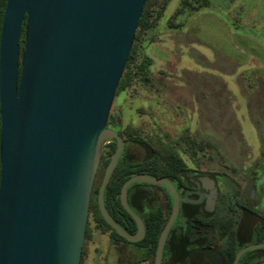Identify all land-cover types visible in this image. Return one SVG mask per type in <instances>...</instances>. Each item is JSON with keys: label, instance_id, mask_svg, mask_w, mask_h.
Segmentation results:
<instances>
[{"label": "water", "instance_id": "water-1", "mask_svg": "<svg viewBox=\"0 0 264 264\" xmlns=\"http://www.w3.org/2000/svg\"><path fill=\"white\" fill-rule=\"evenodd\" d=\"M146 1L7 0L0 33V264H80L107 140H115L117 149L98 206L120 237L136 243L144 236L142 221L126 206L129 184L165 186L174 197L154 255L153 264H161L179 210L171 184L137 175L123 185L122 204L137 225L134 236L115 224L103 203L123 148L106 123ZM259 248L264 244L244 247L232 264Z\"/></svg>", "mask_w": 264, "mask_h": 264}, {"label": "rangeland", "instance_id": "rangeland-1", "mask_svg": "<svg viewBox=\"0 0 264 264\" xmlns=\"http://www.w3.org/2000/svg\"><path fill=\"white\" fill-rule=\"evenodd\" d=\"M207 1L191 10L184 0H155L140 50L151 60L149 82L133 79L116 91L109 114L137 137L175 147L187 167L224 175L240 196L258 164V207L264 209V0ZM185 133L203 150L193 154L181 140ZM127 248L133 256L126 260L124 249L91 224L81 264L142 257L143 250Z\"/></svg>", "mask_w": 264, "mask_h": 264}, {"label": "flooded vegetation", "instance_id": "flooded-vegetation-1", "mask_svg": "<svg viewBox=\"0 0 264 264\" xmlns=\"http://www.w3.org/2000/svg\"><path fill=\"white\" fill-rule=\"evenodd\" d=\"M106 128L120 137L123 148L109 179L110 182L113 173L119 168L117 179V182H121L119 191L113 200V204L107 208L104 192L108 182L103 192V203L115 224L127 235L134 236L137 233V225L122 204L121 190L130 178L137 175H147L145 173L135 174V167L148 164L150 157L148 141L142 139L140 142L135 134L125 130L118 117H115L113 123H106ZM104 149L109 150L111 154L106 157V163H103V167L102 159H100L90 196V203L93 200L97 206L99 188L103 182L106 168L116 152L117 142L115 140L105 141L102 150ZM258 168L257 164L249 171L251 177L246 182L241 196L237 191L232 190V185L228 183L224 175L199 171L195 167H188V174L183 175L180 171L175 170V174L169 175L168 178H158L167 180L180 199L179 210L173 218L166 236L161 264H227L231 235L237 244L251 241L254 237H264V209L258 207L257 198L259 191H261L260 186L256 185ZM129 174L130 176L124 179ZM173 205L174 197L165 186L133 182L126 188V206L142 221L144 234V220L151 216L153 222L162 224L161 233L171 217ZM98 212L102 218L99 206ZM93 218L88 213L86 230L89 231L91 224L95 230H101ZM230 218L234 222L231 230L227 229V222ZM132 222L135 224L136 230L133 234H128L127 231H132ZM185 237L189 238V245L185 251L186 254L183 255L182 248L185 245ZM126 242L117 241L111 242V244L117 249H124L126 254L123 257L127 260L128 257L133 256L132 251L127 246L138 248L134 245L138 242ZM258 244H264V242ZM166 246V255L163 256ZM256 250H260V252H257L250 262L253 264L264 262V248Z\"/></svg>", "mask_w": 264, "mask_h": 264}, {"label": "trees", "instance_id": "trees-1", "mask_svg": "<svg viewBox=\"0 0 264 264\" xmlns=\"http://www.w3.org/2000/svg\"><path fill=\"white\" fill-rule=\"evenodd\" d=\"M6 2L7 0H0V33H1V26H2V21H3V15L6 7ZM155 0H147L143 10L141 17L138 21L137 24V29L134 35L133 39V44L131 46L124 72L122 74V77L120 79L118 88L116 91L120 93L123 91L126 87H128L133 79H137L140 82L143 83H148L149 82V66L151 63V60L147 58L146 56H141L140 55V50L142 48L143 43L145 40L143 39V34L151 28L152 25V13L154 11H151V7ZM195 6L191 5L189 1L184 0L185 6H191V10H197L200 7H206L208 6V1L207 0H196ZM166 7V1H164L161 6L160 10L163 13ZM161 17V14H156V18ZM25 22H26V16L24 18V22L22 25V30H21V35H20V54L23 52V44H24V29H25ZM19 75H20V70H19ZM115 114H109L108 116V121L107 123L110 124L111 122L115 120ZM1 127V125H0ZM131 137V136H130ZM135 138V137H131ZM137 139L142 142V138L137 137ZM181 140L183 142L187 143L190 147V150L193 151L192 153L195 154L197 152V147L200 150H203L204 148L202 145L197 144L194 142L188 134H183L181 136ZM157 141V140H156ZM156 141H150L148 142L149 150H150V157H149V162L148 164L144 165H139L138 167H135V174L138 173H145L150 177H156V178H168L169 175H174V171L178 170L180 171L183 175L189 173V169L186 165V163L183 161V159L180 157L179 153L176 151L175 147L171 145H167L165 142L162 140H159L157 143H154ZM153 142V144H151ZM207 147H210L209 144H207ZM206 147V148H207ZM212 148V147H211ZM102 167L103 163H106V157L110 156L111 152L109 150H102ZM118 174H119V168L115 170L113 173L111 180L104 192V200H105V205L107 208H110V206L113 204V200L115 199V196L117 195L119 191V186L121 182H117L118 179ZM129 175H127L124 179L128 178ZM123 179V180H124ZM89 214L90 217H94L93 219L97 222L98 227L103 231V232H108L109 233V238L111 242H117L121 241L124 243H127L124 239L119 237L100 217L99 212H98V206L96 205L95 201H91L90 206H89ZM153 217L151 216L149 219L144 220V226H145V234L144 238L142 241L134 244L136 247L143 249V255L141 258L137 259L135 262L132 264H138V263H146V264H153L154 261V255H155V250L157 246V241L159 238L160 231L162 229V224L161 223H156L153 222ZM234 225L233 220L230 218L229 221L227 222V229L231 230ZM135 224L132 222V231H127L128 234H133L135 232ZM88 236V229L86 230L85 233V238ZM189 238L185 237V245H183V255L186 254V249L188 248L189 245ZM264 242V237L256 238L254 237L251 241H244L239 244L236 243L234 237L231 235L230 236V247L229 251L227 254V264H232L233 259L235 255L244 247L252 244H258V243H263ZM166 249L167 246L164 249L163 256L166 255ZM263 251V250H262ZM260 252V250H255V251H248L244 253L238 260L237 264H253L251 259L254 258V255ZM82 263V257L80 264Z\"/></svg>", "mask_w": 264, "mask_h": 264}, {"label": "crops", "instance_id": "crops-1", "mask_svg": "<svg viewBox=\"0 0 264 264\" xmlns=\"http://www.w3.org/2000/svg\"><path fill=\"white\" fill-rule=\"evenodd\" d=\"M144 264H146V263H144Z\"/></svg>", "mask_w": 264, "mask_h": 264}]
</instances>
